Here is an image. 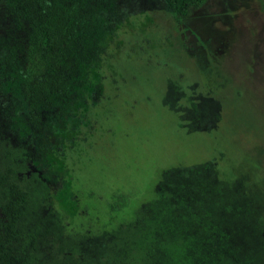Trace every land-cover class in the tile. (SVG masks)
<instances>
[{"label": "rangeland", "instance_id": "rangeland-1", "mask_svg": "<svg viewBox=\"0 0 264 264\" xmlns=\"http://www.w3.org/2000/svg\"><path fill=\"white\" fill-rule=\"evenodd\" d=\"M110 5L118 19L110 32L107 12L97 17L102 54L84 99L37 142L65 233L130 221L169 167L212 161L221 180L264 192V0H207L185 19L163 0Z\"/></svg>", "mask_w": 264, "mask_h": 264}, {"label": "trees", "instance_id": "trees-1", "mask_svg": "<svg viewBox=\"0 0 264 264\" xmlns=\"http://www.w3.org/2000/svg\"><path fill=\"white\" fill-rule=\"evenodd\" d=\"M163 2L185 19L207 0ZM105 11L113 32L110 0H0V264H264V192L246 177L221 180L212 161L161 171L130 221L65 233L34 168L37 142L84 99ZM93 96L103 98L101 85Z\"/></svg>", "mask_w": 264, "mask_h": 264}]
</instances>
